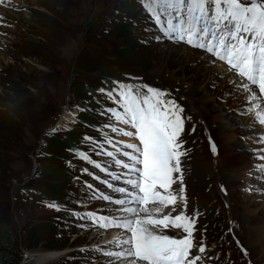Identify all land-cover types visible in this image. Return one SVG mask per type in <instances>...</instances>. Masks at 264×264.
Returning a JSON list of instances; mask_svg holds the SVG:
<instances>
[{
	"label": "rangeland",
	"instance_id": "1",
	"mask_svg": "<svg viewBox=\"0 0 264 264\" xmlns=\"http://www.w3.org/2000/svg\"><path fill=\"white\" fill-rule=\"evenodd\" d=\"M7 1L0 7V28L15 35L6 39L7 53H0V221L7 219L20 241V264L28 253L50 258L26 264H109L103 253L111 246H96L108 232L121 236L123 228L99 227L88 214L119 217L102 209V203H111L100 197L120 196L108 184L130 187L124 181L138 173L116 165L114 158L131 163L122 155L133 151L125 145L142 147L135 136L105 127H130L116 122L102 101L122 111L115 99L102 97L118 87L114 81L141 95L147 94L145 86L162 90L163 100L182 106L181 172L173 173L171 186L180 190L188 183L179 193L205 214L198 225L201 241L215 242L221 235L224 245L233 246L217 264H264V174L258 170L264 162L252 151V137L264 126L253 127L255 110L247 111L245 92L236 87V99L225 92L222 77L206 80L207 67L216 63L235 72L204 50L163 37L148 8L136 0ZM126 3L132 13L124 10ZM0 39L5 38L0 34ZM32 45L45 49L32 52ZM81 62L87 66L81 69ZM107 81L112 83L98 87ZM76 106H82L79 119L87 122L66 120H76ZM234 218L243 228L239 245L232 234ZM105 231L102 239L97 236Z\"/></svg>",
	"mask_w": 264,
	"mask_h": 264
},
{
	"label": "snow or ice",
	"instance_id": "2",
	"mask_svg": "<svg viewBox=\"0 0 264 264\" xmlns=\"http://www.w3.org/2000/svg\"><path fill=\"white\" fill-rule=\"evenodd\" d=\"M145 7L154 16L163 37L204 50L227 64V70L234 71L239 78L236 82L238 89L248 94L246 101L250 106L247 111L255 110L253 127L257 124L264 126V110H260L264 105V99H261L264 97V0H146ZM245 80L247 83L241 82ZM114 83L118 87L107 95L113 98L116 94L115 102L122 106V111L115 107L106 111L114 115L116 122L130 126L134 132L112 123L105 127L114 134L135 136L142 147L134 143L125 145L133 150L122 153L131 163L114 158L116 165L128 169L129 173H138L137 178L130 177L124 181L130 187L108 184L122 198L114 199L108 194L100 197L122 206L116 211L125 215L96 217L94 213L88 214L99 227L115 225L131 234L118 244L119 251H105L103 254L115 257L116 264H204V257L200 254L206 253V246L203 241L194 242L192 218L182 212L171 215L174 208L159 218L153 215L170 205H177L178 198L186 199L169 191L173 173L181 172L180 157L183 153L179 136L184 125L183 108L174 100H163L166 93L162 90L145 86L147 94L141 96L131 85ZM251 86L258 88L259 92ZM252 140L255 159L264 162V131L254 134ZM108 142H112L111 138ZM212 151L215 154L214 143ZM108 155L111 157L113 154L109 152ZM84 159L88 157L85 155ZM95 166L101 167L99 164ZM258 170L264 174V163L258 166ZM114 179L119 180L120 177L115 176ZM179 191L184 192L183 185ZM160 228L182 229L184 235L176 238L158 234ZM193 249H198L199 254H194ZM241 251L247 255L242 246ZM109 264H112L111 260Z\"/></svg>",
	"mask_w": 264,
	"mask_h": 264
},
{
	"label": "bare ground",
	"instance_id": "3",
	"mask_svg": "<svg viewBox=\"0 0 264 264\" xmlns=\"http://www.w3.org/2000/svg\"><path fill=\"white\" fill-rule=\"evenodd\" d=\"M8 5H9V3H8L7 0H0V7H5V6H8ZM0 19H2V17H0ZM0 34L5 38V39H0V53L5 54V53H7V51L4 48L8 47L6 45L7 44L6 43V39L14 37L15 33H13L10 30H7V29L0 28ZM208 61H210V60H209V58H207V56L203 57V62L205 63L206 66L209 64ZM212 71H213L214 75L212 74ZM207 73L209 74V76H207L206 80H209V82L213 83L216 79L218 80L219 77H222V79H221V83L223 84L222 87H224V88L228 87V89L225 92L228 93V94L234 93V95H233L234 98H236V99L240 98V94L238 93L237 89H235L237 87V83L236 82L239 80V78L236 77L234 74L227 72L226 69H225V66H223L222 64L216 63L214 68L207 67ZM241 82H243V81H241ZM234 89H235V92H234ZM254 90L256 91L255 88H254ZM247 95L248 94L246 93V95H244V96L247 97ZM230 98L231 97L226 98L227 103H229L228 99H230ZM239 103H240V101H239ZM245 103H246V98L244 100V104ZM260 110H264V105H261V109ZM66 120H68L70 122H75L76 121L72 117H68ZM125 130L134 132V130L131 127H125ZM180 161H181V159H180ZM182 175H183V173H182ZM188 186H189L188 183H184L183 184V188L184 189H186ZM219 190H220V188H219ZM170 191H172L173 194H176L178 196L181 195L179 193V189L176 188V187H172L171 186L170 187ZM212 194H213V197L218 198V196L216 195L214 190L212 191ZM118 198H122L121 194H120V196ZM219 202H220V205H221L223 200H221L219 198ZM101 205H102V209L105 210L106 212L110 211L112 213L113 212L114 213H118L119 214L118 216L125 215L123 213H120V212L116 211L118 208L122 207L120 205H115L113 203L108 204V205L102 203ZM173 208L175 209V211H171L170 212V209H173ZM194 208H195V205H194L193 201L191 202V199H187L186 198L185 200H181V199L178 198L177 205H175V206L170 205V206H168V208H165L163 210V212H160V213H155L154 212L153 215L155 217L159 218L163 214H169V212H170L171 215L180 214L182 212L186 216H189L190 218H192L194 220V230H193V234H192L193 240H194V242L198 243V242L201 241L200 238H199L200 236H199L198 225L201 227L200 222L202 220V216L204 218L205 214L202 213V216H201V212L198 210V207H197L196 210ZM141 215H143V213H141ZM233 222H235V225L233 226L232 234L237 238V240L239 242H244V240H243V228H242L241 224L239 223L238 219H236V218L233 219ZM236 224H237V228H236ZM234 227H235V229H234ZM157 231H158V234H161V233L162 234H167V235H170V236H173V237H176V238H181L184 235L182 229H174V228L163 229V228H160ZM107 232L108 231H105V233L99 232L97 234V236L102 239L103 236L105 234H107ZM108 233H109L110 237L102 239V241L100 242L101 245H98L96 247H98L100 249V248H103L102 246L110 245L111 247L108 249L109 251H119L120 248L118 247V244L122 240L127 239L128 237H130V235H131L124 228H123V231L119 233V235H121V236H115L113 234H110V232H108ZM251 233L256 234V237H258V234L256 232L253 231ZM250 235L252 236V234H250ZM220 237H221V235H219L217 237V239H219L218 241L212 242V241L208 240V241H206V243H204L205 246H206V253L200 254V255H202V257H204V264H217L216 263L217 260H219V259L225 260L224 258H222V255L225 254L226 252H227L228 255H231V253L229 252V248L233 247V246H231L230 244L229 245H227V244L224 245V243L220 240ZM193 252H194V254H199L198 253V249H193ZM207 257H215V258L214 259H207ZM48 258H50V256H44V255L41 256L39 254H29L28 253L27 256H26L25 262L23 264H26L27 262H31V261H32V263H34V262L38 263V262H41L43 260H45V262H46V260L48 261ZM110 260L112 261V264H114L115 261H116L115 257H110L109 261ZM197 264H199V262H197Z\"/></svg>",
	"mask_w": 264,
	"mask_h": 264
},
{
	"label": "trees",
	"instance_id": "4",
	"mask_svg": "<svg viewBox=\"0 0 264 264\" xmlns=\"http://www.w3.org/2000/svg\"><path fill=\"white\" fill-rule=\"evenodd\" d=\"M137 1L141 2L142 0H136V2ZM143 4L144 5L146 4V0L143 1ZM47 10L51 16L55 15L54 11L50 10L49 8H47ZM124 10L127 13H132L131 5L129 3H126L124 5ZM123 31L128 32V29H125ZM126 38H129V37H126ZM40 49H45V48L37 46V45H32V52H37ZM118 56H119L118 57L119 64H122L124 62V56L121 54ZM26 57L27 56H23V58H26ZM86 66H87L86 63L84 62L80 63L81 69L85 68ZM75 108H77L79 112L78 117H77V125L81 124L84 121L87 122V118H84L83 120L79 119V117L81 116V110L79 107H75ZM32 235L36 236L38 235V232L35 230ZM22 258L23 256L20 250V241L18 237L16 236L15 232H13V230L10 228L9 221L7 219L3 222L0 221V264H20V261L22 260Z\"/></svg>",
	"mask_w": 264,
	"mask_h": 264
}]
</instances>
